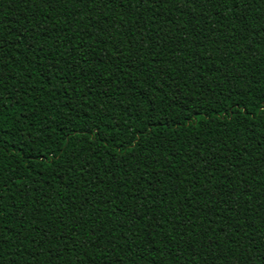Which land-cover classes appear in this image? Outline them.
Instances as JSON below:
<instances>
[{
	"label": "trees",
	"instance_id": "trees-1",
	"mask_svg": "<svg viewBox=\"0 0 264 264\" xmlns=\"http://www.w3.org/2000/svg\"><path fill=\"white\" fill-rule=\"evenodd\" d=\"M0 264H264V0H0Z\"/></svg>",
	"mask_w": 264,
	"mask_h": 264
}]
</instances>
